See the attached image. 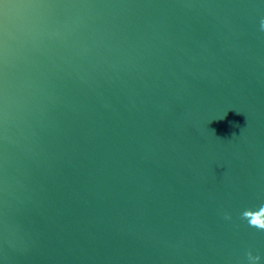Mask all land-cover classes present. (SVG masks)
I'll list each match as a JSON object with an SVG mask.
<instances>
[{
	"label": "water",
	"instance_id": "95a60500",
	"mask_svg": "<svg viewBox=\"0 0 264 264\" xmlns=\"http://www.w3.org/2000/svg\"><path fill=\"white\" fill-rule=\"evenodd\" d=\"M262 20L0 0V264H264Z\"/></svg>",
	"mask_w": 264,
	"mask_h": 264
},
{
	"label": "clouds",
	"instance_id": "9594fccd",
	"mask_svg": "<svg viewBox=\"0 0 264 264\" xmlns=\"http://www.w3.org/2000/svg\"><path fill=\"white\" fill-rule=\"evenodd\" d=\"M261 29H264V20L261 21ZM231 219V216H226ZM242 219L246 220L250 227L264 230V205L259 206L258 209H246L242 213ZM248 259L251 264H257L261 259L259 256H254L251 252L248 253Z\"/></svg>",
	"mask_w": 264,
	"mask_h": 264
}]
</instances>
